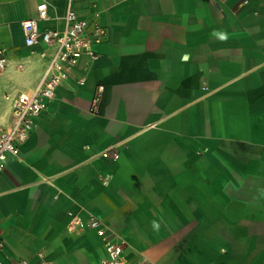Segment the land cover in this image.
Returning a JSON list of instances; mask_svg holds the SVG:
<instances>
[{
    "label": "crops",
    "instance_id": "crops-1",
    "mask_svg": "<svg viewBox=\"0 0 264 264\" xmlns=\"http://www.w3.org/2000/svg\"><path fill=\"white\" fill-rule=\"evenodd\" d=\"M43 1L40 27H63L67 0H0V126L5 96L45 71L51 49L21 26ZM75 6L106 35L0 171V262L98 264L96 216L122 231L127 264H264V0Z\"/></svg>",
    "mask_w": 264,
    "mask_h": 264
},
{
    "label": "built area",
    "instance_id": "built-area-1",
    "mask_svg": "<svg viewBox=\"0 0 264 264\" xmlns=\"http://www.w3.org/2000/svg\"><path fill=\"white\" fill-rule=\"evenodd\" d=\"M76 1L79 0H67L63 15L64 25L61 28L40 27V22L49 18L48 4L45 1L37 5L36 15L21 20L25 44L27 46L44 44L51 49V53L36 87L28 92L5 96L11 104L12 119L8 124L0 126V171L6 168L10 159L18 157L20 145L29 138L37 125V117L48 108L58 88L75 74L82 57L86 55L96 57L93 47L106 35V28L100 23L98 11L93 9L91 16H81L75 6ZM83 1L91 2V0ZM8 63L5 49L2 48L0 49V75L6 72ZM19 67L22 65L20 64ZM84 79L83 76L78 77L80 83ZM103 89L104 85L98 87L100 92ZM99 98L100 96H97L95 102ZM101 155L118 158L119 151L116 147H110L101 151ZM86 223L100 236L105 247V255L101 257L98 264H127L126 252L129 249V242L120 228L105 224L96 216L88 217ZM83 224L81 217L72 216L68 229L74 232ZM38 258L40 264H47L43 251L38 252ZM0 264L3 263L0 262ZM17 264H28V261L21 260ZM140 264L151 263L143 259Z\"/></svg>",
    "mask_w": 264,
    "mask_h": 264
}]
</instances>
